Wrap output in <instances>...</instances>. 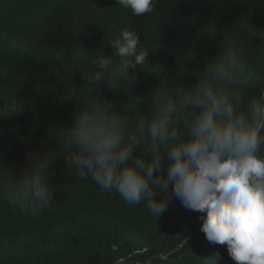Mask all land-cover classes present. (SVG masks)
Here are the masks:
<instances>
[{
    "label": "trees",
    "instance_id": "trees-1",
    "mask_svg": "<svg viewBox=\"0 0 264 264\" xmlns=\"http://www.w3.org/2000/svg\"><path fill=\"white\" fill-rule=\"evenodd\" d=\"M262 30L264 0H0V264H264Z\"/></svg>",
    "mask_w": 264,
    "mask_h": 264
},
{
    "label": "bare ground",
    "instance_id": "bare-ground-1",
    "mask_svg": "<svg viewBox=\"0 0 264 264\" xmlns=\"http://www.w3.org/2000/svg\"><path fill=\"white\" fill-rule=\"evenodd\" d=\"M247 185V184H246ZM246 187V186H245ZM242 194V193H241ZM239 200L237 201V207H236V209H235V211H234V213H235V216H236V213L239 211V209H240V206L241 205H239Z\"/></svg>",
    "mask_w": 264,
    "mask_h": 264
},
{
    "label": "rangeland",
    "instance_id": "rangeland-1",
    "mask_svg": "<svg viewBox=\"0 0 264 264\" xmlns=\"http://www.w3.org/2000/svg\"><path fill=\"white\" fill-rule=\"evenodd\" d=\"M260 34H262V35L264 36V30H262ZM234 214H235V213H234Z\"/></svg>",
    "mask_w": 264,
    "mask_h": 264
},
{
    "label": "water",
    "instance_id": "water-1",
    "mask_svg": "<svg viewBox=\"0 0 264 264\" xmlns=\"http://www.w3.org/2000/svg\"><path fill=\"white\" fill-rule=\"evenodd\" d=\"M263 114H264V110H263ZM262 119H263V116H262ZM262 119H261V120H262ZM204 223H205V222H204ZM118 261H121V260H118ZM118 261H117V262H118Z\"/></svg>",
    "mask_w": 264,
    "mask_h": 264
},
{
    "label": "clouds",
    "instance_id": "clouds-1",
    "mask_svg": "<svg viewBox=\"0 0 264 264\" xmlns=\"http://www.w3.org/2000/svg\"><path fill=\"white\" fill-rule=\"evenodd\" d=\"M232 216V215H231ZM204 222H206V221H204Z\"/></svg>",
    "mask_w": 264,
    "mask_h": 264
}]
</instances>
